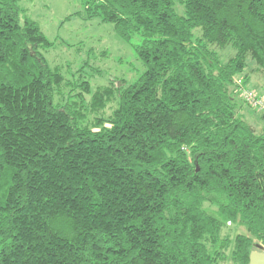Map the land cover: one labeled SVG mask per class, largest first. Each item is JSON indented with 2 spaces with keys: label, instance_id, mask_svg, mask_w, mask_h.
Segmentation results:
<instances>
[{
  "label": "trees",
  "instance_id": "trees-1",
  "mask_svg": "<svg viewBox=\"0 0 264 264\" xmlns=\"http://www.w3.org/2000/svg\"><path fill=\"white\" fill-rule=\"evenodd\" d=\"M20 1L0 0V264H249L264 135L236 78L264 81V0H82L65 19L112 25L143 68L96 87L49 64L61 42Z\"/></svg>",
  "mask_w": 264,
  "mask_h": 264
},
{
  "label": "rangeland",
  "instance_id": "rangeland-1",
  "mask_svg": "<svg viewBox=\"0 0 264 264\" xmlns=\"http://www.w3.org/2000/svg\"><path fill=\"white\" fill-rule=\"evenodd\" d=\"M82 2V0H21L18 6L24 15L38 23L41 31L49 40L61 42L43 53L50 65H60L63 71L69 66L73 72L83 66L85 62H89L92 69L100 71L93 74L92 79H89L93 87L106 85L110 78L124 79L127 82L134 81L143 68L136 59L132 46L115 35L112 25L102 24L97 19L86 20L79 16L65 19L67 16L81 11ZM131 42L138 44L139 40L135 38ZM229 53L228 50L222 55V59L226 60ZM255 69L256 65L249 61L245 74L249 77L250 86L245 85L244 87L264 100V81L261 74L256 73ZM236 80H241V77ZM236 87L238 98L244 102L237 82ZM247 105L250 109L244 105L241 114L256 133L264 135V119L261 116L264 111ZM109 112L110 109H107L106 115ZM93 116L89 115V119H92ZM105 125L109 127L108 124ZM236 232H243V230L234 228L231 235ZM255 244L264 247L260 243ZM226 264L232 263L228 261Z\"/></svg>",
  "mask_w": 264,
  "mask_h": 264
},
{
  "label": "built area",
  "instance_id": "built-area-1",
  "mask_svg": "<svg viewBox=\"0 0 264 264\" xmlns=\"http://www.w3.org/2000/svg\"><path fill=\"white\" fill-rule=\"evenodd\" d=\"M237 84L240 87V95L244 102L249 104L252 108L264 111V100L256 96V94L248 88L243 87L239 80L237 81Z\"/></svg>",
  "mask_w": 264,
  "mask_h": 264
},
{
  "label": "water",
  "instance_id": "water-1",
  "mask_svg": "<svg viewBox=\"0 0 264 264\" xmlns=\"http://www.w3.org/2000/svg\"><path fill=\"white\" fill-rule=\"evenodd\" d=\"M249 264H264V247L254 244L249 254Z\"/></svg>",
  "mask_w": 264,
  "mask_h": 264
},
{
  "label": "crops",
  "instance_id": "crops-1",
  "mask_svg": "<svg viewBox=\"0 0 264 264\" xmlns=\"http://www.w3.org/2000/svg\"><path fill=\"white\" fill-rule=\"evenodd\" d=\"M248 85L250 86V83Z\"/></svg>",
  "mask_w": 264,
  "mask_h": 264
}]
</instances>
